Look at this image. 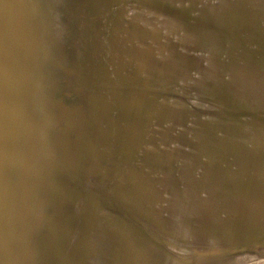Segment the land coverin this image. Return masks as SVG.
<instances>
[{
  "label": "bare ground",
  "instance_id": "bare-ground-1",
  "mask_svg": "<svg viewBox=\"0 0 264 264\" xmlns=\"http://www.w3.org/2000/svg\"><path fill=\"white\" fill-rule=\"evenodd\" d=\"M263 244L264 0H0V264Z\"/></svg>",
  "mask_w": 264,
  "mask_h": 264
},
{
  "label": "water",
  "instance_id": "water-1",
  "mask_svg": "<svg viewBox=\"0 0 264 264\" xmlns=\"http://www.w3.org/2000/svg\"><path fill=\"white\" fill-rule=\"evenodd\" d=\"M76 186V185H75ZM82 189V188H81ZM87 194V193H86ZM93 194H95V193H93ZM96 195V194H95ZM90 196L89 198L90 199H96V198H98V197H96V196ZM96 197V198H95ZM102 200H105V201H107L108 199H106V197H102ZM99 201V200H98ZM100 202V201H99ZM108 202H109V200H108ZM107 202V203H108ZM102 203V202H101ZM109 204V206H112L114 203L112 202H109L108 203ZM122 215V214H121ZM124 215V214H123ZM125 216V215H124ZM252 256V257H257V259L258 260H260L258 263L259 264H264V256L263 257H260V256H258V254L257 253H255V252H252L251 251V249H248V250H241L240 248L239 249H236L235 251H233V252H230V254H229V256L227 257V260H229V259H233V258H235V259H238V258H240V257H243V256Z\"/></svg>",
  "mask_w": 264,
  "mask_h": 264
},
{
  "label": "rangeland",
  "instance_id": "rangeland-1",
  "mask_svg": "<svg viewBox=\"0 0 264 264\" xmlns=\"http://www.w3.org/2000/svg\"><path fill=\"white\" fill-rule=\"evenodd\" d=\"M196 105V107L198 108V109H200V110H203V111H209V110H206V107H204V106H202L201 104V106L199 105V104H195ZM256 125H253L252 127V132H254V129H258L257 128V126H256V128H254ZM249 232V231H248ZM250 236V234H248V235H246L245 236V238H246V240H248V242H250V241H255V239H252L251 240V238L249 237ZM252 237V236H251ZM244 238V237H243ZM252 238H254V237H252ZM259 252L260 253H263L264 254V244H263V246H262V249H259ZM249 264H259V263H257V262H252V263H249Z\"/></svg>",
  "mask_w": 264,
  "mask_h": 264
}]
</instances>
